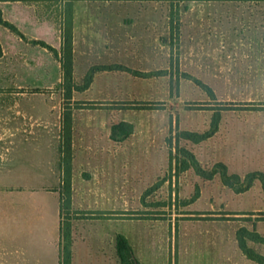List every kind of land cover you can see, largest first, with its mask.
I'll return each mask as SVG.
<instances>
[{"label": "rangeland", "instance_id": "374dc122", "mask_svg": "<svg viewBox=\"0 0 264 264\" xmlns=\"http://www.w3.org/2000/svg\"><path fill=\"white\" fill-rule=\"evenodd\" d=\"M1 1L6 6L4 13L0 11V95H4L0 96V123L5 125V139L27 132L10 130L12 124L35 123L38 135L53 133L69 108H73L78 126L85 119L102 117L98 113L103 108L110 113V122L126 119L132 123L131 141L96 147L80 144L67 150L65 157L71 151L79 160L88 159V163H77L80 182L90 176L94 158L98 161L94 162L96 174L106 188L99 201L115 207L113 212H98L99 217L106 213L117 219L118 229L122 224L140 229L147 221H159L150 228L163 231L160 263L224 264V255L241 251L236 241L239 228L264 233L260 180L237 192L224 184L220 167L212 179L198 174L194 167L182 171L186 156L180 152V147L193 151L207 172L224 163L228 173L239 175L245 184L247 174L264 173V1L174 5L150 1L154 3L145 8L114 3L109 10L125 16L126 26L157 30L156 37L171 56L164 75L112 70L119 72H113L110 85L119 86V91L124 88L126 100L105 106L79 105L77 101L68 105L71 101L62 97L61 56L73 3ZM140 10L153 14L137 20L134 16ZM19 11L26 21L20 24L21 31L12 23ZM5 22L18 27L13 29ZM149 33L138 36L140 43L151 38ZM216 118L219 130L207 140L194 143L179 137L184 130H210ZM114 156L111 163L103 161ZM129 156L133 159L126 162ZM107 166L114 170H105ZM241 186L237 183L235 188ZM65 211L66 223L86 217V212ZM249 244L262 247L252 241Z\"/></svg>", "mask_w": 264, "mask_h": 264}, {"label": "crops", "instance_id": "0c3cea01", "mask_svg": "<svg viewBox=\"0 0 264 264\" xmlns=\"http://www.w3.org/2000/svg\"><path fill=\"white\" fill-rule=\"evenodd\" d=\"M70 2L73 3L71 29L74 81L78 86H83L87 74L94 66L119 65L135 71L155 73L151 76L164 75L156 72L164 71L165 63L168 64L166 60H169L171 53L165 52L164 44L159 37H156L157 30L146 26H126L125 16L109 10L114 3L145 8L154 2L94 0H70ZM4 3L0 0L2 13L6 8ZM142 10L135 14V19L146 18L147 15L153 14ZM13 18L12 23H16L20 31L24 30L20 25L26 22L22 13L20 14L19 11ZM144 23L146 22H139V24ZM16 24L13 25L18 27ZM147 31H151L149 33L152 35L151 38L144 39V42L140 43L142 39L138 36H142L141 34ZM113 72L119 71L96 72L88 87L73 90L69 96H66L63 90V100L71 101L68 105L77 101L79 105L94 106L98 103H103L100 105L105 106L111 105L110 103L114 101L126 100L124 88L119 91V86L110 85V77L115 75ZM0 96L2 98L4 95ZM0 104L2 107L3 102ZM105 110L103 108L99 111L98 114L102 117H98L97 120L85 119V122L78 126L75 123L73 108L66 109L63 112L62 125H59L53 133L45 132L40 135L37 134L38 126L35 123L12 124L10 130L27 132L8 139L3 137L5 125L0 123V264H61L62 225L66 220L62 198L65 176L64 117L66 115L70 117L72 147L80 144L93 147L110 146L117 142L131 141L129 137L132 134L123 141L112 138V126L117 122H110V113ZM93 113L96 117L97 110ZM121 121L129 122L126 119ZM78 130L83 131L81 136L77 135ZM132 157L126 158V162L129 160L131 162ZM114 159L115 156L107 157L103 161L111 163ZM95 160L96 158L90 167L92 169L90 176H86L80 182L79 172L76 171L77 163L89 161L87 158L79 160L73 155L71 159L69 211L86 212V217L69 219L73 237V264H121L117 252V236L120 234L129 240L140 264H163L159 262L165 242L163 231L150 228L154 223H159L158 220L147 221L146 224H142L145 227H139L140 229H132L130 225L125 224H120L118 229L117 219L106 217V213L103 214L104 217L98 216V212H113L115 207L110 205L105 207L99 201L101 198L98 196L105 194L106 188L96 174L98 170L94 162L98 161ZM104 169L111 171L114 167L107 166ZM236 241L238 244L237 233ZM255 248L264 254V245ZM223 259L224 264L225 262L226 264H258L248 259L242 250L226 254Z\"/></svg>", "mask_w": 264, "mask_h": 264}, {"label": "trees", "instance_id": "16d2710c", "mask_svg": "<svg viewBox=\"0 0 264 264\" xmlns=\"http://www.w3.org/2000/svg\"><path fill=\"white\" fill-rule=\"evenodd\" d=\"M94 1H165L169 2L171 5L179 4L181 2H189V1H257L261 2L264 0H94ZM6 25L10 26L13 29L16 27L9 22H5ZM61 56V67L63 71V90L66 93V96H69L73 90H78L84 87H88L93 80L94 74L98 71L104 70H128L132 71L136 75L141 76H151L155 73H145L140 71L131 70L130 68L119 66V65H111V66H94L90 69L89 73L85 78V82L83 86H78L74 81V53H73V33L70 27L66 33L64 32L63 39V49ZM157 74L162 73V71L156 72ZM70 117H64V145H63V153H64V193L62 195L63 198V209L69 210L71 206V151L69 158L65 157L66 151L71 150V139H70ZM133 126L131 123L126 121H120L112 126V138L116 141H123L127 139L132 134ZM219 130V121L213 119L211 129L204 132H193V131H180L179 137L188 139L193 141L194 143H199L208 138L212 137ZM180 152H182L186 158L183 162L182 171L188 170L191 167H194L196 172L207 179H212L215 174L219 172L217 170L220 167L222 172V179L225 185L235 189L237 192H244L248 190L255 180H260L263 184L264 188V173L257 171L247 174L246 179L248 182L245 184V181L241 180V177L237 174H229L227 171V167L224 163H217L215 167L211 170V172H207V170L203 169L198 162L196 155L193 151L188 148L180 147ZM232 179H236L237 182L234 183ZM237 183H242L243 186L235 188ZM69 190L67 193L66 191ZM68 194V200H67ZM237 240L240 249L246 255V257L252 261H255L258 264H264V254L259 252L255 247L249 244L250 241L259 243L264 245V235L260 234L256 230H250L247 227H241L237 232ZM73 237L71 231L70 222L66 220L62 225V246H61V264H73ZM117 252L120 259L121 264H140L137 260L133 247L131 246L129 240L124 235L117 236Z\"/></svg>", "mask_w": 264, "mask_h": 264}]
</instances>
